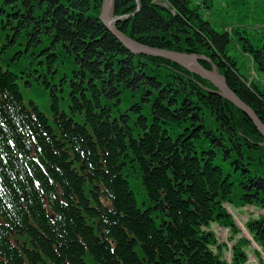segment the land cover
Instances as JSON below:
<instances>
[{
  "label": "trees",
  "instance_id": "16d2710c",
  "mask_svg": "<svg viewBox=\"0 0 264 264\" xmlns=\"http://www.w3.org/2000/svg\"><path fill=\"white\" fill-rule=\"evenodd\" d=\"M166 1L140 0L117 26L152 47L206 54L263 119L262 91L224 52L227 32L189 0ZM101 4L0 0V264H227L212 250L209 227L227 225L224 202L237 184L245 204L264 207L260 132L206 79L130 52L99 20ZM136 8V0H114L115 14ZM35 20L53 30L57 48L22 70L39 38L24 53L11 47L18 50ZM255 55L264 71V45ZM22 88L48 93L51 117ZM60 94L71 100L70 114ZM248 227L264 246V216Z\"/></svg>",
  "mask_w": 264,
  "mask_h": 264
},
{
  "label": "rangeland",
  "instance_id": "374dc122",
  "mask_svg": "<svg viewBox=\"0 0 264 264\" xmlns=\"http://www.w3.org/2000/svg\"><path fill=\"white\" fill-rule=\"evenodd\" d=\"M156 1L163 5H169L166 0ZM189 6L197 9L203 20L210 21L216 32H227L228 40L224 43V52H226L230 60L241 68L248 79V84L255 82L256 87L263 92H261L260 96L264 98V71L256 69L257 59L255 55V49H259L264 45V0H189ZM45 38L46 36H43L42 41ZM32 44L35 47L30 49H37L36 51L40 53L39 58H44L47 53L46 51L43 52L42 49L44 43L36 40ZM25 45V48L29 47V40ZM208 46L213 48V42L212 44L208 42ZM21 48H24V46L21 45ZM162 49L171 50L169 48ZM178 52L181 51L178 50ZM182 52L188 53L186 51ZM195 54L206 57L204 53ZM253 90H256V88ZM22 91L25 100H28V93L24 89ZM230 102L234 108H239L235 103ZM249 106L264 124V118L262 119L251 105ZM66 108L68 107L65 105L64 109ZM245 114L249 118L247 120L250 123L252 122L257 130L258 127L252 118L247 113ZM242 115L240 112H229V117L233 119L241 120L243 119ZM209 121L212 122L211 120ZM244 126L247 129L250 127L246 122ZM259 132L262 137L260 144L264 147V135L261 131ZM132 183H134V180ZM134 190L136 191L139 205L144 207V201L146 200L142 190L136 187H134ZM242 195L243 190L237 184L231 200L224 202V208L231 216L230 220L226 221L227 225L218 221L212 223L210 230L214 232L215 236L212 250L227 264H264V246L248 227L252 219L264 216V207L256 204H245L242 200Z\"/></svg>",
  "mask_w": 264,
  "mask_h": 264
},
{
  "label": "water",
  "instance_id": "95a60500",
  "mask_svg": "<svg viewBox=\"0 0 264 264\" xmlns=\"http://www.w3.org/2000/svg\"><path fill=\"white\" fill-rule=\"evenodd\" d=\"M139 1V0H137ZM113 0H103L102 9L100 14V19L104 22V24L108 27V29L115 34V36L124 43L130 50L135 53H146L157 56H162L173 61H176L186 68L196 72L202 77L210 80L214 85H216L220 91L218 92L220 95L224 96L228 100L235 103L239 106L245 113H247L256 126L258 130L262 132L264 135V124L259 120V118L252 111L251 107L244 102L236 92L229 87L227 81L224 76H222L217 68L213 66L212 70L205 68L201 62L199 61V56L189 53H180L176 51H171L168 49H160L151 46L144 45L133 38L127 36L125 33L121 32L117 27L116 23L123 19L126 16H114L113 9ZM138 9H140V4H138Z\"/></svg>",
  "mask_w": 264,
  "mask_h": 264
},
{
  "label": "bare ground",
  "instance_id": "6f19581e",
  "mask_svg": "<svg viewBox=\"0 0 264 264\" xmlns=\"http://www.w3.org/2000/svg\"><path fill=\"white\" fill-rule=\"evenodd\" d=\"M130 16H128V17H125L124 19H127V18H129ZM156 48V47H155ZM162 49V48H161ZM34 54H36V55H38L39 57H40V53L38 52V51H34Z\"/></svg>",
  "mask_w": 264,
  "mask_h": 264
}]
</instances>
